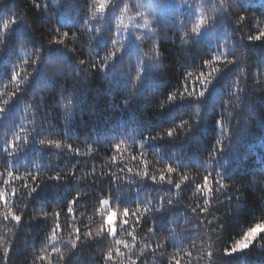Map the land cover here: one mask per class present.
Masks as SVG:
<instances>
[{
  "label": "trees",
  "instance_id": "trees-1",
  "mask_svg": "<svg viewBox=\"0 0 264 264\" xmlns=\"http://www.w3.org/2000/svg\"><path fill=\"white\" fill-rule=\"evenodd\" d=\"M167 1L0 0V264H264V0Z\"/></svg>",
  "mask_w": 264,
  "mask_h": 264
},
{
  "label": "snow or ice",
  "instance_id": "snow-or-ice-1",
  "mask_svg": "<svg viewBox=\"0 0 264 264\" xmlns=\"http://www.w3.org/2000/svg\"><path fill=\"white\" fill-rule=\"evenodd\" d=\"M99 10H100V11H104V10H105V3H104V2H101V3L99 4ZM127 10H128L127 7H125V11H127ZM241 19L243 20L244 18L241 17ZM15 23H16V20H15V19H12V20H5L4 23H3V29H4V30H7V29H9V27H10L11 25H13V24H15ZM147 23H148V22L145 21V26H147ZM203 24H204V20L201 19V20L199 21V23H197L196 27H194V28L192 29V32H194V33H199V32L201 31V25H203ZM65 35H67V33H65ZM249 38L252 39V40H260V39L264 38V31H261V32H259L258 35H256V36H251V37H249ZM137 39H140V37H137ZM55 42H56L57 44L62 43V41H60V40H57V41H55ZM112 43L115 44V43H117V42H116V41H112ZM113 55H114V53H113ZM81 63L83 64L84 62L81 61ZM230 63H231V62H230ZM213 71H216V69H214ZM18 75H19L18 73H15V72H14V73H13V76H12V79L15 80V79L17 78ZM201 76H203V73H201ZM138 79H139V76H138ZM211 81H212V79H211V77H210V75H209L208 77H204V79L201 80V83H202L204 86L207 87V86L211 83ZM204 94H205L204 91H200V92H199V95H198L197 98H199V97H203ZM191 95H192V93H189V96H191ZM169 98L171 99V98H173V97H169ZM3 110H4V109H0V112H3ZM173 135H174V132H173V131H169V132H167V136H168V137H172ZM41 143H43V141H41ZM56 147H59V144H57ZM172 171H173V169L170 167V168L168 169V172L171 173ZM8 175H9V177H11V176H12V173L9 172ZM57 179H58V177H57ZM153 179H155V177H153ZM160 180H161V181H164V180H165V177H164L163 175H161V176H160ZM207 182H208V178L205 177V184H207ZM168 183H171V181H168ZM176 187L179 188L180 185L177 184ZM33 191H35V189H33ZM103 203H104V204H108L109 202H108L107 200H105V201H103ZM169 203H171V202L169 201ZM205 203H207V201H205ZM69 211H71V209H69ZM127 215H128V210L125 209V217H127ZM115 217H116V213L113 212V213H110V214L108 215L107 220H106V223L109 225V231L112 232L113 234H115V230H114V228L112 227V225H113V222H114ZM4 219H8V217L5 216ZM11 219H12L13 221H16L17 223H19V222L21 221L22 217L19 216V215H12ZM124 222L127 223V219H125ZM57 227H59V225H57ZM261 234H264V223H256L254 226L249 227L245 232H243V235H242V238H241V239H238V240H236L232 245H230V246H228V247H225V248H224V252H223V254H224V255H229V256H231V255H233V254H235V253L245 251L246 249L250 248L254 243L257 242V239L260 238ZM52 239L55 240V239H56V236L53 235ZM117 243H121V242H120V241H117ZM126 246H127V245H126ZM72 247H73V248L76 247L75 242L72 243ZM56 251L59 252V249H56ZM207 255H208L209 257H213L214 252H209ZM107 258H108L109 260L112 259V255H111V253L108 254V257H107ZM40 259L43 260V259H45V257H41ZM177 264H179V261H177Z\"/></svg>",
  "mask_w": 264,
  "mask_h": 264
},
{
  "label": "rangeland",
  "instance_id": "rangeland-1",
  "mask_svg": "<svg viewBox=\"0 0 264 264\" xmlns=\"http://www.w3.org/2000/svg\"><path fill=\"white\" fill-rule=\"evenodd\" d=\"M192 5H193V2H191V0H168L167 4L165 6V9L166 10L176 9L178 11H183V10L186 11L187 10L189 12L193 11L194 15H195V19L198 21V23L201 19H203L204 24H205V19L201 13V9H199V8L189 9V7H191ZM167 15L171 16L173 14L168 12ZM153 16H154V12L144 10V11H137L135 14H132V15H129V16L122 18L120 20V23L118 24L119 36L125 38L128 42L133 40L134 38H137L139 26L142 24L145 25V21H147L148 22L147 25H149L151 20L153 19ZM204 24L201 25V31L199 32V35H204V33L208 30V26H204ZM107 201L109 202V200H107ZM102 207L104 210H107L110 207V203H108V204L103 203ZM109 214H107L106 220H107V217ZM115 220H116V217L114 219L112 227L114 228V230L116 232ZM108 229H109V225H108ZM109 233L112 236L114 235L110 231H109Z\"/></svg>",
  "mask_w": 264,
  "mask_h": 264
}]
</instances>
